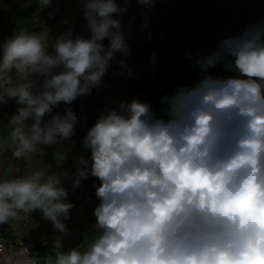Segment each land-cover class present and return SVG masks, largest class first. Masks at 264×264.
<instances>
[{"label": "clouds", "instance_id": "1", "mask_svg": "<svg viewBox=\"0 0 264 264\" xmlns=\"http://www.w3.org/2000/svg\"><path fill=\"white\" fill-rule=\"evenodd\" d=\"M77 2L89 37L64 19L55 37L20 29L0 42V105H18L0 151L16 160L70 141L79 123L73 102L101 84L117 53L130 55L116 17L132 0ZM195 65L202 75L164 94L159 114L138 98L102 113L82 141L91 158L73 156V174L63 167L68 152L55 151V167L0 178V225L36 211L50 221L60 235L42 264H264V24L222 39ZM217 66L229 74H212ZM61 104L63 114L52 115ZM90 176L100 182L95 223L83 248L65 251L75 204L64 184L71 179L74 191ZM0 264L41 261L21 246Z\"/></svg>", "mask_w": 264, "mask_h": 264}, {"label": "rangeland", "instance_id": "2", "mask_svg": "<svg viewBox=\"0 0 264 264\" xmlns=\"http://www.w3.org/2000/svg\"><path fill=\"white\" fill-rule=\"evenodd\" d=\"M20 3L24 0H16ZM67 4L77 6L80 9L79 14V25H83L86 28V22L82 15V6L77 0H63ZM189 5V8H185L181 4V0H170V3L164 7H160L159 12L153 17L149 23L152 26L147 27L146 38L144 41H140L138 46H135V54H131V61L129 60L125 67L117 68V78L123 80V86L127 87L124 83L126 80L119 73L128 75V70L131 73L144 74L148 77V86L155 92V94L162 98L166 93H173L176 88L175 78L168 74L163 73L159 76L156 71L154 64L151 60L153 54L156 55V51L159 43L164 47V50L168 57L176 61L181 48L184 46V40L190 38V44L192 47L196 45V34L197 32L201 35L202 42H210V45L204 47V51L209 49H215L219 42L229 36L238 35L237 30H217L213 31V20L216 16V8L211 0H185ZM136 5V1L131 2V7ZM14 7L2 6L1 11L4 13L5 22L7 25L16 23L15 17L13 16ZM49 25L46 19L41 17L38 22V30L32 33L44 35L45 37L49 33ZM149 34L151 39H149ZM132 45H136L133 43ZM212 74L218 75V69L214 68L210 70ZM108 81V80H107ZM18 105L10 100L5 104V114L9 119L10 116L16 113ZM72 109H75L76 114L84 119H89L90 128L98 117L108 111L106 103L94 95L78 97L76 101L71 105ZM60 112L63 114L64 105L61 104L57 109L53 110L52 115ZM87 128V129H88ZM86 129V132H87ZM9 133V127L5 122V118L0 115V137H6ZM71 140H76V137H72ZM70 141H65L60 145H53L47 148H42L39 154L34 155L28 160H24V164L20 167L19 160L12 157L11 151H1L0 156V178L15 176V173L20 170V175L35 170L42 166L43 163H52L55 167V161H53V153L55 151L68 152V155L75 156L76 147H70L72 144ZM71 149V150H69ZM69 158V156H68ZM86 194H94L91 189L86 187ZM81 195H69L68 201L73 202L75 207L71 210V218L65 223L69 229V234L63 238V240H75L82 238L86 240L91 233L88 232L87 223H90V215L93 214L94 207L90 200L86 199V196ZM95 195V194H94ZM91 211V212H90ZM7 230L6 235H1L7 239H24L31 242L34 245V249L37 251V246L42 245L47 239H36L39 235H60L54 230L53 225L50 221H46L42 218V214L39 211L33 212L30 217L18 221L9 222L5 225ZM47 237V236H46Z\"/></svg>", "mask_w": 264, "mask_h": 264}, {"label": "built area", "instance_id": "3", "mask_svg": "<svg viewBox=\"0 0 264 264\" xmlns=\"http://www.w3.org/2000/svg\"><path fill=\"white\" fill-rule=\"evenodd\" d=\"M212 1L218 13L213 20V26L217 30L235 29L239 35L251 24H264V1H262L261 4H258L257 0ZM117 2L121 3L122 0H117ZM169 3L170 0H157L154 8L142 7L136 3L135 6L129 8L126 14L116 17L122 21L121 30L124 33L126 43H128L130 38H133L138 42L144 41L150 20L155 16L160 7H164ZM42 10L43 16L49 25L50 30L48 34L50 36L55 37L58 33L64 32L68 25L62 24L61 21L68 19L69 25H74L75 27V34L81 35L85 38L89 37L90 33L88 30L83 25H79L80 9L77 6L67 4L63 0H51L50 4L43 7ZM145 15L148 17L147 25L144 23ZM104 44L107 46L108 41L105 40ZM121 60L125 62V57L122 54L117 53L109 66L120 68L122 67L120 63ZM92 93L106 103L108 110L118 108L120 102H126L122 86L120 84L108 85L105 82L104 76L102 77L101 84L93 88ZM98 185L99 183L96 179L91 182V188L93 191H95V187ZM86 199L90 200L94 206L99 203L94 194L87 195ZM93 223H95V217L90 223H87L86 228L90 229V226ZM0 244L5 246V251L0 253V256L11 255L12 251L19 249L21 246H26L29 248L31 256L39 259V255L34 249V245L24 239L18 238L11 240L1 237Z\"/></svg>", "mask_w": 264, "mask_h": 264}, {"label": "trees", "instance_id": "4", "mask_svg": "<svg viewBox=\"0 0 264 264\" xmlns=\"http://www.w3.org/2000/svg\"><path fill=\"white\" fill-rule=\"evenodd\" d=\"M16 0H0V42H3L6 38L11 37L15 34V32H18L20 29H26L28 32H35L38 30V22L41 17H43V8L39 9L36 7L35 3L26 9H22L20 5L23 3ZM181 4L185 8H189V5L186 3L185 0H181ZM10 6L14 7V17L16 23H11L10 25H7L4 18V13L1 11L2 6ZM185 44L181 48V51L178 54V58L176 61L172 60V58L168 57L163 45L161 42L158 45L155 58H151L156 73L161 76L163 73H168L172 75L175 78V82L177 87L179 86H186L192 84L194 81H196L202 73L199 70V67L195 65L196 58L203 57L210 51H213L214 49L211 48L208 51H204V47L207 45H210V42H202L201 41V35L199 32L196 34V45L194 47L190 44V38H186L184 40ZM218 69L217 74L218 75H228L222 67L217 66ZM76 113L75 109H73ZM0 115L5 118V122L8 125V118L5 114V104L0 105ZM77 115V114H76ZM79 123L76 126V145L77 149L75 152L78 151V147L81 144L82 137L86 133V129L90 126L89 119L81 118L77 115ZM9 127V125H8ZM9 127V132H10ZM24 164V160H19V166L21 167ZM67 162L64 163L63 167L64 169L71 175L76 170L75 161L71 159L69 161V168H66ZM16 175H20V170L15 173ZM92 181V177L90 176L87 180L82 181L81 186L76 189L72 190V181L71 179H68L65 181L64 187L68 190L69 195H87L85 186L87 183ZM89 219L92 221L94 219V215H90ZM5 225H0V233L2 235L7 234V230L5 229Z\"/></svg>", "mask_w": 264, "mask_h": 264}, {"label": "crops", "instance_id": "5", "mask_svg": "<svg viewBox=\"0 0 264 264\" xmlns=\"http://www.w3.org/2000/svg\"><path fill=\"white\" fill-rule=\"evenodd\" d=\"M262 1H264V0H257V3L258 4H261ZM211 2L213 3L212 0H211ZM159 10L156 12L155 16L159 12ZM216 12H217V10H216ZM217 14H216V16H217ZM149 26H152V24L149 23ZM149 26H148V28H149ZM214 30H215V27L213 26V31ZM133 43H135L136 45H132ZM138 43L139 42L137 40L133 39V38H130L129 39V41H128L127 44L129 46L130 55L127 56V57H125V64L129 60L131 61V54L132 53L135 54V52H136L135 51V46H138ZM119 74L123 78L126 79L124 81V83L127 84V87L123 86V80H120V79L117 78V68L110 67V66L108 68V71L104 75L105 82L108 85L120 84L122 86V88H123V93H124V97H125L126 102H130L134 98H138L142 102H145V101L151 102V104L153 105V108L159 114L161 108L163 107L160 104V99L161 98H159L155 94V92L151 89V87L148 86V77L145 76L144 74H138L137 72L136 73H132L130 77H129V75H124L122 73H119ZM85 135H86V133L84 134V136ZM84 136L82 137L81 144L78 147V151L75 152L76 153L75 156H83L85 159H89L90 160V158H91L90 150L84 148L83 147V144H82V141H83ZM71 143H72L70 145L71 148L72 147L73 148L74 147H77L76 140H71ZM69 150H71V149H69ZM68 156H69V158L65 161V162H67V164H65L67 169L69 168V161L71 159H73V156L72 155L71 156L68 155ZM95 179L98 181V183H100L97 178L92 177V181L95 180ZM91 182L87 183V185L85 186V189L88 186L91 189V191L95 194V191H93V189L91 188ZM92 206L94 207V204L93 203H92ZM91 215H92V213H91ZM86 236H89V235H86ZM56 237H57V234H55V235H49V236L48 235H39V236L35 237V240L36 239H38V240L39 239L40 240L41 239H47V240L44 241V243L42 245L37 246V249L38 250L36 252L39 255V260L41 261V264H42V260H43L44 257L53 254L54 249L52 248V246H53V242H54V240H55ZM0 238H1V235H0ZM85 239H87V238H85ZM84 242H85V240L83 241L82 238H77L75 240L74 239L73 240H63V250L66 251V250H68L70 248H73V247H76V246H78L80 248H83L84 247Z\"/></svg>", "mask_w": 264, "mask_h": 264}]
</instances>
